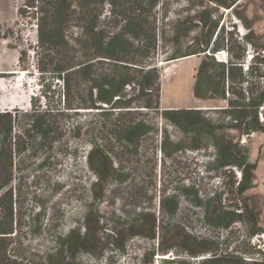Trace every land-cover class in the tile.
Masks as SVG:
<instances>
[{
	"label": "rangeland",
	"instance_id": "rangeland-1",
	"mask_svg": "<svg viewBox=\"0 0 264 264\" xmlns=\"http://www.w3.org/2000/svg\"><path fill=\"white\" fill-rule=\"evenodd\" d=\"M25 3L0 0V113L12 119V144L19 141L11 180L3 184L0 175V220L10 189L17 220L8 253L12 264H224L225 258L264 264V132L240 134L221 112L228 108L226 100L194 97L204 53L165 61L197 44L194 5L200 2L160 0L151 62L159 75L154 107L123 110L118 118L125 127L133 121L149 127L148 133L135 134L134 142L114 140L120 136L115 114L104 123L99 109H66L62 79L51 64L57 59L41 54L35 10ZM209 8L219 24L213 39L221 36V48L209 54L227 63L228 43L234 57L243 55L245 82L233 85L255 97L264 88V0ZM240 39L244 52L236 43ZM70 82L72 97L85 99L84 82L78 86L71 76ZM136 93L127 89L125 96ZM164 109L202 110L224 143L244 149L248 162L256 164L253 186L238 195L240 169L234 163L219 167L211 136L181 132L161 115ZM258 111L260 121L264 104ZM39 115H45L43 137L30 128ZM4 136L1 127L0 150ZM233 155L232 161L239 158ZM114 170L126 181L117 182ZM221 211L236 216L224 219ZM71 230L77 233L68 240ZM213 258L222 262L208 263Z\"/></svg>",
	"mask_w": 264,
	"mask_h": 264
},
{
	"label": "trees",
	"instance_id": "trees-1",
	"mask_svg": "<svg viewBox=\"0 0 264 264\" xmlns=\"http://www.w3.org/2000/svg\"><path fill=\"white\" fill-rule=\"evenodd\" d=\"M198 1L200 3L194 5L198 8L195 10L194 27L200 30L196 39L197 44L190 46L185 54L172 53L165 61L204 53L195 74L194 97L226 100L228 108L222 109L221 112L230 120L231 128L240 134L264 132V126L258 119V109L264 104V88L255 97H248L246 94L251 91L242 88L237 90L233 85L236 80L238 84L245 82L241 70L243 55L234 57L228 43L225 45L229 57L227 63L216 61L214 56L209 54L221 48L219 45L221 36L217 34L213 39L219 24L212 19L210 5L233 8L237 0ZM185 2L188 4L191 0ZM159 4L160 0H26L25 3L29 9L35 10L33 16L37 21L41 54L43 57L54 56L57 59L51 64L62 79L64 89L62 95L66 109L77 111L99 109L104 123L110 118L109 116L115 114L113 125L115 132H119L120 136H114V140L125 138L134 142L135 134L149 132V127L142 121H133L131 125L125 127L120 124L118 118L123 115V110L154 107L152 93L156 85L158 86L159 75L151 62L155 59L157 47L155 13ZM245 39L248 41V36ZM241 41V39L237 40L236 43L244 52L245 47H242ZM70 76L78 81V86L80 82H84L85 99L76 101L72 97L73 85ZM127 89L137 93L126 97ZM155 97V106L158 107L159 93H156ZM161 115L185 134L191 132L194 136H198L205 133L211 136L218 166L226 167L234 163L240 169L241 178L235 187L238 195H242L253 186L252 171L256 164L248 162L244 149L228 147L224 143V137L215 133L217 127L206 119L202 110L164 109ZM44 117L45 115H39L30 120V128L42 137ZM1 127L5 139L4 147L0 150V175H3L5 181L3 184H6L11 180L14 170V150L19 141L16 144V140L14 144L11 142L12 119L9 114L0 113ZM126 130L133 135H125ZM93 146L95 149L98 147L95 142ZM22 150L24 149L19 148L18 152ZM236 153L239 158L232 161L231 157ZM113 174L117 182L126 181L122 178L123 173L120 170H114ZM97 177L98 181L103 179L99 174ZM6 195L9 196L10 201L4 218L0 220V264L14 262L8 253L17 220L13 213L12 190L10 189ZM244 212L247 213L248 210L245 208ZM221 213L224 219L230 215L232 218L236 216L232 211H221ZM248 219L254 226L256 222L254 216L249 215ZM76 233L77 231L74 230L69 231L66 239L69 240ZM251 233H255V230ZM80 246L81 249L88 250L84 245ZM166 250L167 248H161L160 251ZM219 260L222 262V259L213 258L208 263H216ZM223 262L238 264L237 261L226 258ZM50 264H59V262Z\"/></svg>",
	"mask_w": 264,
	"mask_h": 264
},
{
	"label": "built area",
	"instance_id": "built-area-1",
	"mask_svg": "<svg viewBox=\"0 0 264 264\" xmlns=\"http://www.w3.org/2000/svg\"><path fill=\"white\" fill-rule=\"evenodd\" d=\"M260 121L261 122H263L264 121V119H263V117H262V114H260ZM239 174V176H240V173H238ZM240 180V179H239Z\"/></svg>",
	"mask_w": 264,
	"mask_h": 264
}]
</instances>
